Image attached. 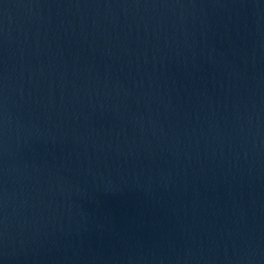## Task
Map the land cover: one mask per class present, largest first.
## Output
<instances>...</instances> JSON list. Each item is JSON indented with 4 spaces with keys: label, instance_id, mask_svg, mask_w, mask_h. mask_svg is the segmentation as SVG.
Returning a JSON list of instances; mask_svg holds the SVG:
<instances>
[{
    "label": "water",
    "instance_id": "water-1",
    "mask_svg": "<svg viewBox=\"0 0 264 264\" xmlns=\"http://www.w3.org/2000/svg\"><path fill=\"white\" fill-rule=\"evenodd\" d=\"M0 264H264V0H0Z\"/></svg>",
    "mask_w": 264,
    "mask_h": 264
}]
</instances>
